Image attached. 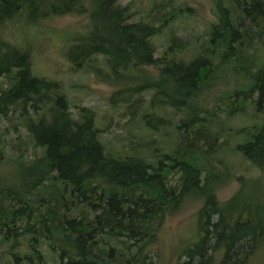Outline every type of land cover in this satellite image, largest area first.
I'll return each mask as SVG.
<instances>
[{"label":"trees","instance_id":"obj_1","mask_svg":"<svg viewBox=\"0 0 264 264\" xmlns=\"http://www.w3.org/2000/svg\"><path fill=\"white\" fill-rule=\"evenodd\" d=\"M193 11L177 0H0V264H154L165 218L189 196L202 202L196 241L177 264L264 253V223L235 210L237 192L219 199L230 173L211 161L227 149L226 122L251 106L259 122L237 148L264 173V0H213L201 43L172 30L156 55L153 38ZM81 14L87 32L66 58L113 85L110 107L136 126L122 148L104 141L92 107L74 117L61 82L35 74L30 49L9 38L11 26ZM14 118L25 136H9Z\"/></svg>","mask_w":264,"mask_h":264},{"label":"rangeland","instance_id":"obj_2","mask_svg":"<svg viewBox=\"0 0 264 264\" xmlns=\"http://www.w3.org/2000/svg\"><path fill=\"white\" fill-rule=\"evenodd\" d=\"M131 1H134L135 7H138L140 4L147 5L149 0H119V3L124 5ZM177 1L183 6L188 4L194 11L186 14L171 28L153 38L158 49L156 55H161L163 52L172 35L170 34L172 30L183 37L192 39L193 42L197 40L201 43V33H205L208 24L215 20L212 12L213 0ZM86 16L87 14L56 17L32 28L24 24L11 26L9 38L13 43L30 49L35 74L61 82L74 117H79L80 108L92 107L95 112L96 126L108 130L103 133L104 141L122 148L123 144L127 143L125 137L131 131H135L136 126L134 124L127 126L129 118L121 116L123 109L120 110L121 114H118L120 111L116 112L110 107L109 97L114 92L113 85L103 82L92 71L74 70L73 65L66 58L70 47L87 32ZM256 117L255 111L249 106L247 112L228 120L224 135L227 139V149L223 150L221 156L211 160L220 173H230L228 180L225 183L222 182L223 184L218 188L219 199L226 201L237 192L239 195L234 208L243 212V217L250 220L253 225H258L260 221L264 223V173L248 166L247 160L237 146L249 138L248 128L251 130L259 122ZM18 122L16 118L11 123L7 122L10 126V137L27 134L22 125L18 128L19 133L14 132L13 126ZM171 139L173 136L158 142L166 143ZM156 147L159 148L158 145ZM208 159L210 157H202L204 162ZM191 197L186 198L174 214L165 218L158 234V242L152 246L158 255L154 256V264H177V253L194 241L197 229L196 216L202 202ZM250 264H264V253L262 251L257 253Z\"/></svg>","mask_w":264,"mask_h":264},{"label":"bare ground","instance_id":"obj_3","mask_svg":"<svg viewBox=\"0 0 264 264\" xmlns=\"http://www.w3.org/2000/svg\"><path fill=\"white\" fill-rule=\"evenodd\" d=\"M206 167V166H205ZM215 173V172H214Z\"/></svg>","mask_w":264,"mask_h":264}]
</instances>
